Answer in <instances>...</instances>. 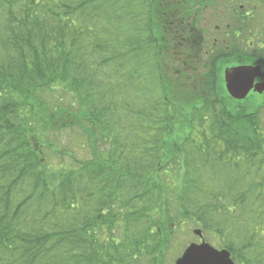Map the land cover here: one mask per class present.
Instances as JSON below:
<instances>
[{
    "label": "trees",
    "instance_id": "obj_1",
    "mask_svg": "<svg viewBox=\"0 0 264 264\" xmlns=\"http://www.w3.org/2000/svg\"><path fill=\"white\" fill-rule=\"evenodd\" d=\"M236 1L0 0V264H138L190 224L264 260V102L169 76L187 16Z\"/></svg>",
    "mask_w": 264,
    "mask_h": 264
},
{
    "label": "flooded vegetation",
    "instance_id": "obj_2",
    "mask_svg": "<svg viewBox=\"0 0 264 264\" xmlns=\"http://www.w3.org/2000/svg\"><path fill=\"white\" fill-rule=\"evenodd\" d=\"M232 8L236 11L235 14H232L226 6L219 7L221 10L210 5L195 8L196 11L200 10L199 15L187 16L189 21L184 22L183 33L185 56L197 60L196 71L201 74L203 69L214 70L215 67H219L221 83L226 90L225 74L232 68L259 66L264 74V40L255 43L251 38L249 21L245 20V16L240 14L236 6ZM239 9H243V6ZM261 36L263 32L258 34V37ZM235 57H238L237 63L234 62ZM250 60H258V62L254 63ZM259 82H264V79L256 78L255 84ZM216 248L228 250L234 264H264V260H260L264 256L255 255L260 261L251 260L249 247L218 246Z\"/></svg>",
    "mask_w": 264,
    "mask_h": 264
},
{
    "label": "rangeland",
    "instance_id": "obj_3",
    "mask_svg": "<svg viewBox=\"0 0 264 264\" xmlns=\"http://www.w3.org/2000/svg\"><path fill=\"white\" fill-rule=\"evenodd\" d=\"M242 2H243L242 0H238V1L234 2V4H232V2L231 3L228 2L229 4H228V6H226V8L229 7L232 14L236 13V11L233 10L232 6H236L238 8V11L240 12V14L245 16V20L249 21L251 38L254 40L255 43H258L259 41H261V39L264 40V5H258V7H256L254 9L249 4H247L245 2L242 3ZM219 6L221 7V5H219ZM240 6H243V9H239ZM252 9H254V10L251 13ZM261 32H263V36L258 37V34ZM237 58L235 57V59H234L235 63L238 62ZM192 59H189L187 62H185L184 65H185L186 69L182 65V62L185 59L182 60V58L176 57V58L172 59V60H176L175 63H173L171 61L172 64H171V67L169 70V72H170L169 76L173 75V78L175 79V81L172 83V84H174L173 87L176 86L177 91H179L180 93H183V94H184V91L189 92L190 90H193V87H195L199 83V80L195 81V79H194V76H193L194 70L193 69H192L193 73L191 72L190 66L192 64H190V63L192 61L190 62V60H192ZM251 61H254V63L258 62V60H250V62ZM181 69H183V71H181ZM170 90L168 89V91H170ZM173 94H174V92L170 93L171 96ZM223 94L226 96L229 95L227 92H224ZM230 99H233V98L230 96ZM233 100H235V99H233ZM229 101H231V100H229ZM235 101L236 102L231 101L230 102L231 105L229 103L230 111L232 113H236L238 115L246 116L250 113V111L252 109H256L257 107H259L260 104H262L264 102V93L258 94L257 92H251L249 94L248 98L246 99V101L243 102V104H241V105H239L241 101L240 102H238V100H235ZM195 229H198V227H194V226H192V224L187 226V228L183 227L181 230H179L178 232L173 234L174 238L172 239L169 246H167L165 248L155 249L153 251L154 253L151 252L149 254H143L138 259L139 261L137 263L138 264H175L176 260L181 256V254L183 253L185 248H187V246L190 243H193V242L199 243L201 241L200 238L193 233V231ZM204 239L206 242L212 244L215 247H218L215 244H213V242L210 241L209 235L207 236L206 234H204Z\"/></svg>",
    "mask_w": 264,
    "mask_h": 264
},
{
    "label": "water",
    "instance_id": "obj_4",
    "mask_svg": "<svg viewBox=\"0 0 264 264\" xmlns=\"http://www.w3.org/2000/svg\"><path fill=\"white\" fill-rule=\"evenodd\" d=\"M264 79L259 66H239L226 71L225 79L229 94L237 99H245L253 90L264 92V82L255 84V79ZM194 234L200 237L201 242L190 243L176 264H234L228 250H218L205 241L201 229H195Z\"/></svg>",
    "mask_w": 264,
    "mask_h": 264
},
{
    "label": "bare ground",
    "instance_id": "obj_5",
    "mask_svg": "<svg viewBox=\"0 0 264 264\" xmlns=\"http://www.w3.org/2000/svg\"><path fill=\"white\" fill-rule=\"evenodd\" d=\"M185 57V59H188V57L187 56H184ZM246 100H243V101H241V102H245Z\"/></svg>",
    "mask_w": 264,
    "mask_h": 264
}]
</instances>
